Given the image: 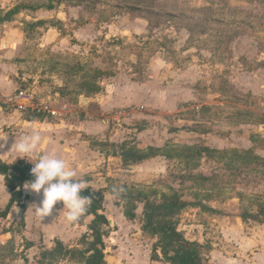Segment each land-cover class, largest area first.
Masks as SVG:
<instances>
[{
	"label": "rangeland",
	"instance_id": "obj_1",
	"mask_svg": "<svg viewBox=\"0 0 264 264\" xmlns=\"http://www.w3.org/2000/svg\"><path fill=\"white\" fill-rule=\"evenodd\" d=\"M1 3L7 9H17L12 20L16 19L25 32L29 31L28 37L36 46L42 42L47 27H55L59 38L64 37V42L55 49H40L39 83L46 90L61 93L62 99L55 108L72 122L83 121L85 115L86 103H80L79 97L102 93L112 85L118 70L127 71L128 66L140 73L146 68L144 64L168 61L187 71L183 78L190 81L187 85L190 90L202 92L182 106L185 111L170 116L163 113L162 119L147 122L141 118L147 113L143 110L140 117L137 114L119 124L111 122L113 142H91V148L105 159L112 155L118 158L111 164L124 175L133 165L164 157L159 154L168 151L164 148L168 145L205 148L201 156L197 150L179 151L183 155L167 162V172L151 186L156 185L155 189L131 192L127 179L117 180L123 182L116 184L118 189L111 190L117 205L123 204L120 198L125 195L140 198L143 209L138 206L137 211L143 217L146 202L155 205L184 202V209L174 213L161 211L155 218L176 222L205 264L210 261L207 251L212 246L215 228L202 225L201 235L205 239L200 242L195 238L197 229L188 226L192 209L197 205H201L204 221L213 212L204 202L225 200L231 203L229 215L252 221L254 226L264 223V0H3ZM121 32L125 33L123 38ZM132 32L138 34L134 44L130 36L129 42L126 39ZM193 66L199 72H193ZM166 78L159 76L160 83L166 82ZM213 122L230 128L221 129L217 125L213 128ZM164 127L178 135L162 141ZM132 129L147 135L141 139ZM209 134L221 138L206 147L202 138H208ZM146 139L152 142L143 148L135 144ZM100 166L104 167L103 163ZM176 185L183 186L185 192H177ZM98 192L83 189L90 204L99 199ZM92 223L89 229L73 225L75 235L68 242L5 240L0 243V264H98L95 253L98 249L103 253L108 250L106 239L113 227L109 221L100 227L103 236L99 244ZM144 238L154 240L152 251L157 248V238L145 233ZM104 255V262L99 264H109L106 258L113 256L110 252ZM155 261L169 264L164 259Z\"/></svg>",
	"mask_w": 264,
	"mask_h": 264
},
{
	"label": "crops",
	"instance_id": "obj_2",
	"mask_svg": "<svg viewBox=\"0 0 264 264\" xmlns=\"http://www.w3.org/2000/svg\"><path fill=\"white\" fill-rule=\"evenodd\" d=\"M1 1L3 0H0V14L5 15L12 8L2 6ZM28 32H25L16 19L0 24V92L10 95L19 90H33L36 94V103L47 102L51 109L57 111L55 104L62 99L61 93L53 92L52 89L46 90L40 85L38 58L41 48L55 49L64 42V37L59 38L55 27H47L40 40L42 42H37L39 44L36 46L28 37ZM79 33L80 30L75 32V36ZM128 34L127 42L130 36L131 43L134 44L138 34L135 32ZM124 35V32L120 33L121 38ZM139 50L142 51L143 48ZM192 61L196 62V57H193ZM144 65L146 66L142 70L144 74L141 70L138 73L133 66H128L127 71L118 70L112 85L107 86L102 93L79 97L80 103L82 98L87 102L83 106L85 113L83 121L79 123L72 122L69 116L66 118L64 113L59 111L55 117L46 113H42V117H37V113L32 111L0 112V164L15 166L20 161H43L49 164L50 173L55 178L73 182L82 192L85 188L102 192V213L111 219L108 221L113 227V232L107 241L105 240L108 250L104 253L110 252L113 257L120 260V264L163 263L151 260L154 240L144 238L141 228L142 212L140 214L137 211V217L133 221L128 220L123 213V205L116 204L118 200L111 190L115 189L116 184L123 183L117 182L121 178L127 179L125 180L128 181L127 189L129 188L131 192L144 188L155 189L156 185L151 187L155 179L165 175L166 164L173 159L158 157L146 160L139 165H133L130 171L125 170L127 173L124 175L119 173L121 169L118 170L111 164L118 158L112 155L105 159L102 153L93 149L94 147L91 148L90 144L97 141L113 142L114 136L110 132L112 123L105 118L107 113L140 106L147 113L143 116L141 113L138 117L142 116L141 118L150 122L154 118L162 119L163 113L170 116L175 112L185 111L186 109H182L183 105L202 95V92H194L187 87L190 81L183 78L187 71L175 64L163 60L160 66L154 63ZM193 67L191 69L193 72H199L198 68ZM150 73H153V76L148 77ZM161 75L167 77L165 79L167 81L162 84L159 79ZM217 97L219 96L215 98ZM216 124L213 122V128ZM164 129L165 139L162 141L173 140L175 135H178L171 133L166 127ZM130 131L139 133L137 129ZM147 131H151L150 127ZM146 133H139L138 136L142 139ZM208 136L202 138L206 147H210L217 141L216 139L221 138L211 134ZM151 142V139H146L135 144L143 148L144 144ZM174 142L178 143V140L175 139ZM102 163L104 167L100 166ZM258 180L262 184V179ZM9 182L12 187L9 186ZM174 189L177 192H185L184 187L180 185L174 186ZM84 200L86 199L82 195L61 193L44 177L39 178L37 184H33L15 177L13 170L7 173L0 172V243L12 239L31 243L70 241L75 235L72 230L79 227L71 219L70 211ZM204 203L213 211L207 216L208 221L201 219V205H197L192 209L191 225L188 227L197 229L194 236L200 242L201 238L205 239L201 235L202 225H211L215 228L212 230L214 233L212 246L207 251L209 264H264V223L254 226L250 220L247 222L238 215L235 217L229 215L232 212L231 203L228 201ZM141 207L139 204V210L143 209ZM93 219L95 216L92 214L86 223L91 224Z\"/></svg>",
	"mask_w": 264,
	"mask_h": 264
},
{
	"label": "trees",
	"instance_id": "obj_3",
	"mask_svg": "<svg viewBox=\"0 0 264 264\" xmlns=\"http://www.w3.org/2000/svg\"><path fill=\"white\" fill-rule=\"evenodd\" d=\"M17 13V9L11 10L5 15L0 14V24L12 21V17ZM168 151H162L161 156L167 159H175L181 156L182 153L179 151H196L201 156L204 153L205 148H197L194 150L193 147H177V146H166L164 147ZM183 155V154H182ZM145 157L140 160H144ZM24 161L18 162L15 166H8L5 164H0V172L7 173L9 170H13L15 177L20 180H28L33 184L39 182V178L35 176H29L28 167L24 165ZM49 168L43 173V177L47 179L48 183L54 185L56 189L61 191L63 194H77L82 195L85 198H89L88 195L83 194V192L77 188V186L71 182L63 179L55 178L53 174L50 173ZM9 186L12 184L9 182ZM88 194V193H87ZM120 198L123 202V213L125 217L133 221L137 217L138 206L141 202L140 198H136L133 195H125ZM97 200L93 199V204H91V213L95 216L92 223V231L96 237V243L102 244V230L101 226L108 224L107 217L102 213V205L100 204L103 200L102 192H98L96 195ZM185 208L184 202L173 201L167 204H152L150 202L145 203L144 216H143V232L149 234L154 238H157L156 249L152 251L151 260L155 261L157 259H164L169 264H205L203 262V256L195 251L191 246V242L188 241L185 236L178 230V225L176 222L170 220H157L155 218L156 214L161 211H167L168 213H174L175 211H180ZM162 249V253L159 254L158 250ZM95 258L99 263L104 262L105 255L101 249H98L95 253Z\"/></svg>",
	"mask_w": 264,
	"mask_h": 264
},
{
	"label": "built area",
	"instance_id": "obj_4",
	"mask_svg": "<svg viewBox=\"0 0 264 264\" xmlns=\"http://www.w3.org/2000/svg\"><path fill=\"white\" fill-rule=\"evenodd\" d=\"M3 110H12L19 113L32 111L37 114L46 113L53 117L58 116V112L51 109L49 103H36L35 92L28 89L19 90L10 95H5L0 92V112ZM143 110V107L132 106L107 113L105 118L108 119L109 122H116V124H119L123 120H132L135 115L142 113ZM24 162V165L28 167L29 176L41 178V176L43 177V173L50 168L49 164L39 160H27ZM91 215V204L87 200L77 204L70 211V217L73 222L86 229H89L90 224L86 222Z\"/></svg>",
	"mask_w": 264,
	"mask_h": 264
},
{
	"label": "water",
	"instance_id": "obj_5",
	"mask_svg": "<svg viewBox=\"0 0 264 264\" xmlns=\"http://www.w3.org/2000/svg\"><path fill=\"white\" fill-rule=\"evenodd\" d=\"M62 6L64 7V5H62ZM82 102H85V98H82ZM85 103H87V102H85ZM216 125L219 126L221 129L230 128V126H227V125H225V124H223V123L216 124ZM106 261H107V263H109V264H112V263H120V260L116 259V258L113 257V256H108V257L106 258Z\"/></svg>",
	"mask_w": 264,
	"mask_h": 264
}]
</instances>
